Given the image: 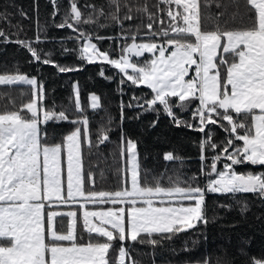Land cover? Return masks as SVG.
Here are the masks:
<instances>
[{
  "label": "snow or ice",
  "instance_id": "snow-or-ice-1",
  "mask_svg": "<svg viewBox=\"0 0 264 264\" xmlns=\"http://www.w3.org/2000/svg\"><path fill=\"white\" fill-rule=\"evenodd\" d=\"M52 3L55 7L56 0ZM245 3L247 26L231 30L219 26L206 30L201 0H156L151 6L155 11L147 0H106L107 10L103 5H86L93 13L87 18L72 0L70 13L55 25L88 41L78 49L81 61L110 64L122 74L120 84L130 82L150 90L145 94L150 99L133 96L135 104L127 107L156 113L162 110L177 127L203 134L199 174L177 170L171 175H142L136 142L122 137L120 185L97 191L89 175L93 187L86 191L82 149L85 144L91 148L93 141L78 84L73 85V92L79 115L70 116L68 109L56 111L45 103L46 89L37 77L19 70L0 74V86H27L29 95L18 108L0 112V264H125L126 257L131 259L126 241L156 245L160 241L154 236L171 240L206 224V193H251L264 199V0ZM220 6L217 3L216 7ZM5 18L6 14L0 13V20ZM101 18L121 28L125 43L119 58L98 48L79 27ZM135 19L141 20L133 26L135 31L124 29V21ZM141 28L146 31L141 33ZM0 37L4 43L26 48L30 63L51 65L59 73L81 70L51 60V53L42 56L43 50L32 46L44 42L39 31L35 41H10L2 29ZM100 75L104 76L103 70ZM90 100L92 109L100 107L97 95L92 94ZM124 107L122 102V118ZM174 109L190 112L195 123ZM61 122L73 125L72 130L62 135L60 142L48 144L47 125ZM209 125L226 134L221 141H214L216 133ZM108 131H97V147L109 140ZM163 158L181 159L171 152ZM221 162L223 167L218 168ZM244 164L261 170L237 172L236 166ZM88 205L111 207L91 210ZM61 206L78 207L53 210ZM241 211H247V204ZM57 217L70 218L66 230L57 227ZM142 236L148 240L140 239ZM114 249L118 254L115 260L110 255ZM203 264L211 262L206 259ZM252 264H264V258L254 259Z\"/></svg>",
  "mask_w": 264,
  "mask_h": 264
},
{
  "label": "trees",
  "instance_id": "trees-1",
  "mask_svg": "<svg viewBox=\"0 0 264 264\" xmlns=\"http://www.w3.org/2000/svg\"><path fill=\"white\" fill-rule=\"evenodd\" d=\"M72 0H56L55 7L52 0H0V13L6 18L0 20V29L4 30L10 41H35L37 32L43 43H33V47L42 49L41 55L51 53V60L66 66H79L81 70L59 73L51 65H42L32 60L26 48L17 43H4L0 37V74L19 72L35 76L43 82L49 107L68 109L70 116H78L75 112L74 83L78 84L83 114L89 118L93 146H83V173L85 176V190H91L89 175L94 181L95 190H114L120 185L123 176L124 160L120 156L122 137L126 141L131 139L137 144V152L142 175L166 173L171 175L180 171L186 175L199 174L201 161L200 140L203 134L180 126L161 110L145 112L141 108H129V103L135 104L133 96L150 99L145 96L150 90L145 87L132 86L130 82L120 84L121 75L117 69L108 64H88L81 61L78 49L84 43L76 39L78 33L68 28H57L55 25L63 21L70 13ZM141 3L144 0H140ZM156 0H147L149 7ZM77 6L84 18L92 15V8L105 6L106 0H76ZM217 3L221 6L216 7ZM107 10V8H106ZM155 11L154 8H151ZM54 11L56 15L53 16ZM202 24L206 30H214L217 26L224 30L239 29L248 24V10L245 0H209L208 4L201 0ZM167 19V17H165ZM147 19L143 20L146 24ZM140 19L124 21V29L140 24ZM92 37L102 51H109L111 57H118L121 46L125 43L121 39V28L111 20L99 19L94 24L79 25ZM146 29L141 28V33ZM97 36L105 37L103 40ZM130 42V41H129ZM64 49L71 51L64 52ZM148 55H145L147 57ZM145 57L139 58L141 61ZM101 70L104 76L100 75ZM104 77H111V80ZM23 93V94H22ZM95 93L99 97L100 107L92 109L89 105V95ZM29 98L27 86H0V112L18 108ZM123 118L121 117V103ZM141 102H143L141 100ZM174 111L183 119L191 121L190 112ZM73 125L66 122L49 123L47 125L48 144L58 143L61 136L70 132ZM108 129L109 140L104 144L95 145L97 131ZM216 135L214 141H221L226 135L221 129L209 125ZM171 152L180 160L165 161L164 154ZM211 156L212 152H206ZM210 162V161H209ZM223 163L218 164L222 168ZM237 172L259 171V166L248 164L236 166ZM203 182V177H200ZM247 204V211L241 209ZM78 206H61L53 210H72ZM89 209L104 210L111 205L93 206ZM204 213L207 223H200L196 228L176 235L173 239L161 240L156 245L126 241V250L136 264H203L208 259L211 264H252L254 259L264 258V199L251 193L214 194L206 193ZM58 228L67 229L68 217H57ZM63 223H60V222ZM86 238V234H85ZM145 241L148 237L142 236ZM116 248H119L117 242ZM113 260L117 257L114 249L110 253Z\"/></svg>",
  "mask_w": 264,
  "mask_h": 264
},
{
  "label": "rangeland",
  "instance_id": "rangeland-1",
  "mask_svg": "<svg viewBox=\"0 0 264 264\" xmlns=\"http://www.w3.org/2000/svg\"><path fill=\"white\" fill-rule=\"evenodd\" d=\"M88 41H84V43H87ZM93 43H95L94 41H92ZM83 43V44H84ZM99 48V47H98ZM145 55H148V54H145ZM119 56H120V53H119ZM119 56L118 57H112V58H119ZM141 58V57H140ZM97 63H100V64H102L101 62H97ZM94 64V63H93ZM108 65H110V64H108ZM111 66V65H110ZM74 84H76V83H74ZM92 94H95V93H91L90 95H89V105H90V107H91V100H90V96L92 95ZM96 95V94H95ZM91 210H94V209H91ZM104 210H106V209H104ZM46 211H47V209H46ZM66 211H68V210H66ZM70 218H68V220H69ZM125 264H132L131 262H129V263H127L126 262V258H125Z\"/></svg>",
  "mask_w": 264,
  "mask_h": 264
}]
</instances>
